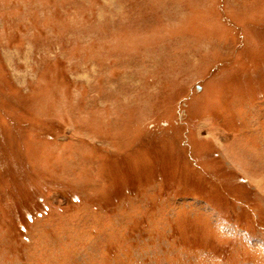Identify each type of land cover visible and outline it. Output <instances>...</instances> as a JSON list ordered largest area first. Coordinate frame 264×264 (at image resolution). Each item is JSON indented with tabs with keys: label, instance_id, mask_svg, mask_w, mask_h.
I'll list each match as a JSON object with an SVG mask.
<instances>
[{
	"label": "rangeland",
	"instance_id": "rangeland-1",
	"mask_svg": "<svg viewBox=\"0 0 264 264\" xmlns=\"http://www.w3.org/2000/svg\"><path fill=\"white\" fill-rule=\"evenodd\" d=\"M0 264H264V0H0Z\"/></svg>",
	"mask_w": 264,
	"mask_h": 264
}]
</instances>
